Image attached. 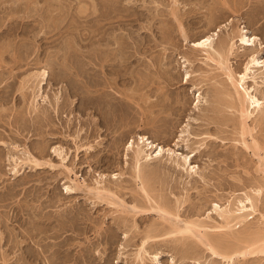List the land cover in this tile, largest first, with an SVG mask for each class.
Segmentation results:
<instances>
[{"label": "rangeland", "instance_id": "rangeland-1", "mask_svg": "<svg viewBox=\"0 0 264 264\" xmlns=\"http://www.w3.org/2000/svg\"><path fill=\"white\" fill-rule=\"evenodd\" d=\"M184 1L187 4L174 16L169 0H0V139L11 146L16 143L17 154L26 148L56 165L61 159L51 148L60 146L66 157L63 164L73 168L78 180L92 184L99 172L107 176L119 172L117 180L106 182L136 188L127 146L135 135L148 136L173 149L175 158L190 157V167L197 171L190 176L176 168L165 152L145 169V176L149 174L160 187L157 193L169 205L180 206L181 218L214 224L213 202L225 205L227 199L250 192L251 180L264 176L256 169L257 157L231 140L235 136L230 127L221 126L223 132L217 123L205 125L203 102L201 110L194 107L199 93L203 101L215 104L211 90L215 79L200 74L206 71L222 79L216 65L190 64L181 57L191 51V42L226 25L223 33L231 26H246L261 43L259 57L264 60V17L259 20L257 15L260 7L264 13V0H179ZM244 59H232V68L237 71ZM43 68L48 70V83L33 100L24 82ZM186 71L191 72L189 82ZM88 88L97 92L89 97ZM260 90L259 97L264 92ZM58 92H62L60 107L54 113L48 105ZM70 99L73 102L67 105ZM31 105L39 109L36 114H28ZM44 107L51 113L42 114ZM263 127L254 130L260 139ZM79 129L78 138L72 139ZM181 130L189 133L185 140L178 137ZM204 131L213 136L202 140ZM38 144L46 146L43 156L35 149ZM88 145L91 148L86 150ZM7 152L0 147V264H132L141 236L159 224L153 212L135 217L130 213L129 221L122 223L113 206L99 203L81 189L66 192L64 186L70 181L58 173V167L35 170L31 164H21L20 172L13 175ZM263 189L257 206L264 214ZM128 191L123 190L121 197L131 206L136 197ZM257 216L250 220L252 226L258 224ZM241 226L237 224L236 230ZM149 247L150 254H158L155 264H227L203 246L184 250L159 241ZM263 260L262 255H251L235 258L233 264H264Z\"/></svg>", "mask_w": 264, "mask_h": 264}, {"label": "bare ground", "instance_id": "bare-ground-1", "mask_svg": "<svg viewBox=\"0 0 264 264\" xmlns=\"http://www.w3.org/2000/svg\"><path fill=\"white\" fill-rule=\"evenodd\" d=\"M187 2L185 3L184 1V4H182V2H179V0H169L170 13L175 16L176 12L179 10V7L181 5L182 7L185 6ZM224 4L226 5L227 3L224 2ZM227 6H229L228 8L231 7L233 8V6L231 5L227 4ZM258 13H259L257 14L259 15L258 19L260 20L262 19V16L264 17V13L261 7ZM223 27H226V25ZM222 28L220 26L216 33L205 34L202 37H200L198 40L191 42V44L189 42L191 51L188 52L189 54L186 55L185 53V55H182L181 57L183 58L184 56L185 61L190 62V64L192 63V61L193 62L203 61L205 63L211 61L216 65L215 69L219 70L220 74L223 76L222 79L217 80L216 75L209 76L206 71L203 72V74H200L201 78L205 79V77H207L209 80H213V81L215 79V81L213 82V88L211 85V90L213 92L212 97L214 99L215 104L210 105L209 104L210 102L207 103L206 99L203 101L201 98V94L199 93L196 96L197 101L194 107L197 110H201L199 109V105H200L199 103L203 102V106L206 111V112L204 111L205 114L204 117L206 121L205 125H208L210 123H217V125H219L220 128H222L223 126H224L223 128H225V126L230 127L231 131L230 130L229 131L233 134L232 137L234 136L235 137L232 138L230 137L231 136L230 135L229 139L232 138L231 140L235 142V145L240 144L245 150L247 149L250 150L254 157L255 156L257 157L258 161H257L256 169H258L257 171H261V173H263L264 176V137L260 139L256 137V135H254V130L256 129V126L262 128L264 125V95H263L264 69H262L264 67V60H260L259 57L260 51L262 50V46L261 43H258V38L255 35L253 36L250 34L246 26H242V27L231 26V30L229 28L225 33L222 32ZM183 39L185 41H188V38L184 33H183ZM198 55L201 56L203 55V56L202 58H200L201 56L198 57ZM242 58H245L244 59L245 61L242 67L238 69L239 71L238 70L236 71L235 69L232 68L230 64L231 60L233 59L236 62L237 61L239 62ZM185 74H186L185 81L189 82L191 80V75H190L191 72L189 73V71H186ZM48 75L49 73L47 68H43L38 73L34 75H30V79L28 80L26 79V82H24L25 85H27V88L31 89V93L33 94V100H35L36 99L35 97L38 96L37 92L40 90V88H42L43 85H46L48 83L47 81ZM258 77L261 79V81L257 80ZM249 82H251V84H249ZM149 84L151 85V83ZM22 85L23 83H21V86ZM259 87L263 88L261 89L263 93L261 92L262 94H260L261 95L260 97L257 95V92L260 90ZM89 88L86 90L87 91L86 94H89V97H91L90 94L92 93L94 94L95 92H97V89L95 88L94 90L93 88L92 90ZM106 93L107 92H105V94ZM149 93L147 92L146 94ZM51 96L52 97L49 100L50 105L48 106H52L53 109L52 111H54V113L55 111L59 112L57 111V108L60 107V99L62 96V92L53 93ZM130 97L133 98V96H129V98ZM147 99L148 96L145 97V101ZM179 100L177 102H180ZM72 102L73 99H70V102L67 105H71ZM149 104L148 106H150ZM152 104L154 106L156 105L155 102ZM38 111L39 109L37 107L31 105L28 114L29 113L36 114V112ZM47 111H49V109L47 107H44L43 111L41 112L42 114H45ZM209 111L211 112L210 114L208 113ZM49 112H47V114ZM194 120L197 119L195 118ZM249 121H252V123H249ZM222 129H217V130L222 131ZM80 130L81 129L77 131L76 133L77 135L73 136L72 139L76 137L78 138V136L80 135ZM224 131L225 129H223V132ZM204 132H206V134H204L205 136L202 138V140H204V138L208 139L213 136L211 134H208L207 131ZM187 133H185L184 130H181L178 136L179 139L185 140L184 134ZM135 136H136L135 138L129 141V145L127 146V149L132 152V160H133L132 177L134 178L135 183L137 184L136 188H129L128 186H122L120 185L121 183L119 184L115 183L116 185H114L111 182L107 183L108 180H112V179L117 180L122 175V173L119 174V172L113 173L109 176L99 172L97 173V177L95 176L96 178L93 180L92 184H87L83 180L82 181L78 180L77 179L78 175L73 171V168L63 164V161L66 159V157L63 154V150H62L63 148L60 149L61 148L60 146L59 147L56 146L57 148L56 147L51 148V153L57 155L61 159L60 165L53 164V162L50 161V159H44V157H43L44 160L39 159L36 156L32 155V153H30V151L27 150L26 148L23 151H21L20 154H17V151L15 152V150L17 149L18 145L14 142H12V146H11V144H8V142L0 139V147L2 148L3 146L8 151L6 154V161L9 164V166H11L9 170L13 175H16L20 172L19 171L20 168L18 166H20L21 164L23 165L31 164L32 168H35V170H39L40 168H44V167H50L52 169L58 167L59 168L58 173L63 174L64 177L67 178L71 183V184L69 183V185L67 184L66 186H64L66 192H72L81 189L84 190L86 193H89V196L91 195V197L94 198V200H97L99 203H105L107 205H110L111 207L113 206L115 210L113 209L112 210L118 212L117 213L119 214L118 217L121 218L120 220L122 223L126 222L129 219L127 216H129L130 213H132L133 214L132 216L134 217L136 215H147L149 213L151 214V212L157 214L158 216H156V218L158 217L159 224L158 225L155 224L151 226L150 228H148L146 233L141 236L139 246L132 254V259L130 260L132 261V264H146L148 263L147 261H149L150 264H155V262L158 261L157 260L158 254L157 255L150 254V251L146 247L147 246L148 247L150 246L149 248H151V246L154 247V245H156V243L159 241H165L166 243L168 242L172 244V246L174 247L182 246L184 250L185 249L191 250L195 248L197 249L198 247L203 246L204 249H206L211 254L212 257L220 258L221 260L227 262V264H233L235 258L245 259L246 257L251 255H262L264 257V214L259 212L257 206L258 197H261L260 194L263 193L262 187L264 186V177L263 179L261 178L262 180H255V181L251 180L253 185L250 188V192L244 191L241 193L240 196H237L234 200L227 199L225 201V205L223 206L218 204V202L216 201L213 202L211 205L212 209L210 211L216 215L217 220L214 221V224L202 220V218L190 219L189 217H186L184 219L181 218L180 215L178 214V211L180 209V208L178 209V207H180L179 205H177L176 207H174V205L172 206L169 205L171 203L168 204L167 202L169 201H165L166 198L163 200L161 198L162 196L159 193H157V190L160 187L157 189L156 187L157 185H155L156 183H154L155 181L152 182L151 180L152 177L151 178L150 176L147 177L149 174L148 175L146 174L145 176V171H146L145 169L146 167L149 166L150 164L149 162L151 160L153 159L157 161L158 159L160 160L163 157V154L166 152L167 156H169L168 160L173 161L174 164L173 163L172 164L176 168L178 169L181 168L183 170H186L188 174L192 176L196 174L197 171L194 169L195 166L190 167V162H191L190 157L184 155L182 159H177L174 156L173 149L171 148L165 149L158 142L154 141L155 139L153 140L148 136L139 135V134ZM75 143L77 144V141ZM77 146L78 148L83 147V145L80 144L79 145L77 144ZM44 147L46 146H44L43 144L37 145L35 149L38 151L39 153L38 155L43 156L45 151ZM90 148L91 145H88L85 149L87 150ZM195 149L191 150V152L192 153L195 152L196 151ZM198 151L199 150L197 149V152ZM195 155L196 153H193L192 156ZM73 174H74V178L73 177L71 178ZM254 185L255 187H253ZM123 190L125 191L124 193H126V191L129 190L136 197V199L134 197L135 200L134 203L131 204V206H128V204L126 203L127 201L124 199V197L123 198L121 197ZM211 212H208L207 213L208 215L206 214L208 219L211 218V216L209 215ZM254 216H257L258 224L254 225L253 224L254 222L252 221L253 222L252 224L254 225L252 226L250 220L254 218ZM237 224L238 227L239 224L242 225L241 229L236 230L235 226ZM125 233L126 235L124 234L125 235L124 237H126L128 234L127 232ZM1 240L2 237L0 236V242ZM124 246L120 247V249H124ZM39 256H41V254ZM41 261H45V258L43 257ZM47 263L52 264L50 261H47Z\"/></svg>", "mask_w": 264, "mask_h": 264}]
</instances>
